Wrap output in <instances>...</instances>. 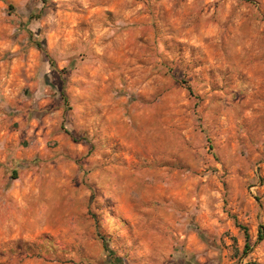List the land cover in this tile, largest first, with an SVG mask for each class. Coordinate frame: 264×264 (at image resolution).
Instances as JSON below:
<instances>
[{
	"label": "rangeland",
	"instance_id": "1",
	"mask_svg": "<svg viewBox=\"0 0 264 264\" xmlns=\"http://www.w3.org/2000/svg\"><path fill=\"white\" fill-rule=\"evenodd\" d=\"M260 226L264 0H0V264H264Z\"/></svg>",
	"mask_w": 264,
	"mask_h": 264
},
{
	"label": "trees",
	"instance_id": "2",
	"mask_svg": "<svg viewBox=\"0 0 264 264\" xmlns=\"http://www.w3.org/2000/svg\"><path fill=\"white\" fill-rule=\"evenodd\" d=\"M36 45H37L36 47L38 49L43 50L42 44L38 43ZM188 90H190V89L188 88ZM60 95H61V99H62L63 105L64 106H67L68 105L67 97L63 93H61ZM64 132L67 135L70 134L69 131H67V130H65ZM10 177L12 179H17V172H16V170H12ZM235 226L239 227L244 232V248H243V254H247V252L251 249V247L249 245V235H248L247 229L244 228V227H241L240 225H237V223L235 224ZM263 229H264V227L263 226H260V230L258 231V240L259 241H262L264 239V230ZM233 242H235V241H233ZM104 245H105L104 249L106 251H109L107 242L104 241ZM109 252H110V256H111V254H113V253L111 251H109ZM110 259H111V263L112 264H121L123 262L121 259H119L117 257H115L114 259L110 257Z\"/></svg>",
	"mask_w": 264,
	"mask_h": 264
},
{
	"label": "crops",
	"instance_id": "3",
	"mask_svg": "<svg viewBox=\"0 0 264 264\" xmlns=\"http://www.w3.org/2000/svg\"><path fill=\"white\" fill-rule=\"evenodd\" d=\"M230 228H231V232L232 233L229 234L228 237H226V240L231 239V237L235 235V237L232 238V242L233 241H238L239 243H241L243 241V238L242 237L241 238L239 237L240 234H241V232L238 229H236V227L235 228L230 227Z\"/></svg>",
	"mask_w": 264,
	"mask_h": 264
}]
</instances>
